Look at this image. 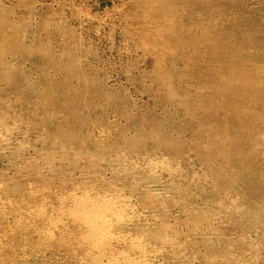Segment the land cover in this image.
Instances as JSON below:
<instances>
[{
  "label": "rangeland",
  "instance_id": "rangeland-1",
  "mask_svg": "<svg viewBox=\"0 0 264 264\" xmlns=\"http://www.w3.org/2000/svg\"><path fill=\"white\" fill-rule=\"evenodd\" d=\"M262 151L264 0H0V264H264Z\"/></svg>",
  "mask_w": 264,
  "mask_h": 264
},
{
  "label": "bare ground",
  "instance_id": "bare-ground-1",
  "mask_svg": "<svg viewBox=\"0 0 264 264\" xmlns=\"http://www.w3.org/2000/svg\"><path fill=\"white\" fill-rule=\"evenodd\" d=\"M259 146V145H258ZM259 148V147H258ZM262 152H264V151H262ZM149 164V163H148ZM102 199V198H101ZM94 200V199H93ZM109 200V199H108ZM99 203V202H98ZM97 203V204H98ZM122 203V202H121ZM90 205V204H89ZM95 205V204H94ZM101 207V206H100ZM114 208H115V206H114ZM94 209V208H93ZM99 210H101V208L99 209ZM115 210V209H114ZM95 211V210H94ZM104 213V212H103ZM102 216V215H101ZM102 218V217H101ZM96 220V219H95ZM101 221V220H100ZM100 223V222H99ZM105 224V223H104ZM93 225V224H92ZM94 226V225H93ZM89 229V228H88ZM100 232V231H99ZM100 235V234H99ZM88 236V235H87ZM110 236V235H109ZM118 239V238H117ZM98 240V239H97ZM94 242H96L97 243V241H95L94 240ZM93 244H95V243H93ZM143 245V244H142Z\"/></svg>",
  "mask_w": 264,
  "mask_h": 264
}]
</instances>
